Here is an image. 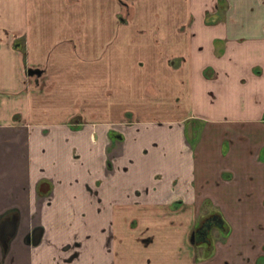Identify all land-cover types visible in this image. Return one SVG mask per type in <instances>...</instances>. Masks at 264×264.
I'll use <instances>...</instances> for the list:
<instances>
[{"label":"crops","instance_id":"obj_1","mask_svg":"<svg viewBox=\"0 0 264 264\" xmlns=\"http://www.w3.org/2000/svg\"><path fill=\"white\" fill-rule=\"evenodd\" d=\"M27 1L0 0V29ZM189 1L186 34H169L183 42L182 65L162 69L156 56L173 79L146 88L152 106L130 89L139 81L121 82L117 111L101 117L80 113L106 102L81 83L75 57L50 49L59 35L32 33L26 47L0 32V264H264V141L245 146L253 133L241 132L264 127V0ZM218 1L225 16L209 25L201 13H219ZM243 10L242 26L233 14ZM109 51V72L127 76L123 54ZM54 72L69 76L65 87L46 82ZM132 98L145 111L116 113ZM209 218L208 240L193 243Z\"/></svg>","mask_w":264,"mask_h":264},{"label":"rangeland","instance_id":"obj_2","mask_svg":"<svg viewBox=\"0 0 264 264\" xmlns=\"http://www.w3.org/2000/svg\"><path fill=\"white\" fill-rule=\"evenodd\" d=\"M143 1H145L147 5H143ZM153 1L28 0L24 6L25 8L17 18L16 22L18 23L15 26H7V28L1 27L0 32L4 36L7 35L6 38L7 40L9 38L10 44H12V41L16 40L17 42L23 38L22 40L24 42L22 44L26 47L28 46L27 36L32 33L40 38L44 36L45 38L50 37L54 40L59 35L64 41L58 40L57 44L54 43L56 45L53 44L50 49L55 50V46L58 45V50L61 49L65 53L69 52V56L75 57L76 59L74 62H80V69L78 67L76 71H80L79 78L81 83L87 88L93 84L92 89H94V87L97 88V93L102 94L105 100L104 102H106L103 105V103L100 104V101L97 100V105L93 108L88 105V101H85L84 104H79L80 106H77L80 108V113L86 116L88 111L91 110L93 114H99L98 116L101 117L100 115L109 114V110L107 109L110 106L113 107V111H117V109L114 108L117 107L119 102L112 100H115L117 97V99H120L122 95L121 82L123 83L122 85H128L127 83L137 81L142 83L140 84L137 82V85L133 87L130 85V89H133L134 94L140 89V93L142 94L139 95H146L147 99L144 98V102L152 106V103L148 100L150 93L146 88H153L152 82L156 87V84H159L165 79H173L170 75L158 74L156 64V56H158V54L159 56L163 55L158 59L162 69H169L171 66L179 67L182 65L181 56L184 55L182 51H180V45H182L183 42L180 43V41L176 40L178 36L172 38L171 35L170 38L169 34L179 35L180 37L186 34L185 31L188 27L185 23L192 18L190 7L188 8L191 1L171 0V2H175L169 5L170 8H168V6L166 7L168 4L163 2L164 0H160L163 2H161V4H156L158 0L153 4ZM218 5L221 8L219 13L214 11H204L201 13L200 17L205 18V23L215 25L217 21L222 20L225 16L223 10L227 9L226 1L222 4L219 2ZM164 7H166L167 12L162 10ZM243 11L244 12L240 14H238V12H234L233 14V22H240L242 26L246 25L248 22V14L245 10ZM226 14L230 13L226 10ZM174 18L175 20H173ZM193 18L195 17L193 16ZM19 19H22V22H20ZM176 19H179L176 27L167 25L166 30L168 32L165 33L162 26L167 23V21L174 24V22H177ZM29 20L33 22L34 26L32 29L29 23L25 26V21L29 22ZM233 22L231 24H233ZM4 29L5 33H3ZM231 30L233 34H238L239 31H242L241 37H245L248 34H244L248 31L247 27H241L240 30L232 27ZM67 38L70 40H67ZM91 50H94L93 54H91ZM109 50L114 51L117 59L120 53L123 54V62L119 61L118 64L122 67L124 65L126 66L123 70H127V76L120 72L119 66L116 67V71L114 70L112 73L109 72L112 69L107 64L108 60L103 59L108 56L107 53L110 52ZM236 51L241 57L246 56V52L243 48ZM51 60L52 59H49L46 62L47 71H52L53 66L51 64L53 60ZM244 65L247 66L248 63H244ZM61 69L66 68L61 67ZM68 77V75L54 72L49 75V81L44 79L46 82L55 84L60 78V84L58 85L65 87L64 82H67V80L64 81V78L67 79ZM108 81H112V84ZM176 81H179L178 78ZM89 82H91V84ZM171 83L173 84V82ZM178 84L181 85L180 83ZM72 85L73 84H71V86ZM98 89L101 91L98 92ZM143 89L148 90V93H146V90L143 91ZM82 94L86 95L84 92H82ZM130 95L133 96V93L130 92ZM134 98H136V96H134ZM134 98L130 99L128 106H119V110L116 113L120 112L121 114V111H123L122 114L129 112V115H131L140 110L145 111V108L142 109L136 105V100H133ZM163 103H166L167 107L171 110L172 107L169 104L170 101L168 98H166ZM183 103L185 104V100H183ZM82 105L83 107H81ZM162 107L167 108L165 106ZM182 108L186 110V108ZM147 109L149 108L147 107ZM114 112L113 114H116ZM171 112L174 114L173 110H171ZM152 114H154V111H152ZM77 116L82 118L79 115ZM74 124L77 126L80 123L77 122L76 119V123ZM192 125L194 128L199 127L196 123H192ZM189 126L188 124L187 128H189ZM243 127L241 132L251 131L253 133V135L248 137V140L243 141L245 146L246 144L251 145V137H255L254 140L256 144L260 141H264V127H260V125L255 123L244 125ZM174 129H176V127H174ZM149 144L147 140L144 146H149ZM176 145L184 148V144L180 143L178 140ZM185 150L186 148L182 149V152L184 153Z\"/></svg>","mask_w":264,"mask_h":264},{"label":"flooded vegetation","instance_id":"obj_3","mask_svg":"<svg viewBox=\"0 0 264 264\" xmlns=\"http://www.w3.org/2000/svg\"><path fill=\"white\" fill-rule=\"evenodd\" d=\"M217 220L218 219L215 218H209L199 225L191 236L192 242L195 244L206 243V240H208L207 234L209 233L211 226L217 223Z\"/></svg>","mask_w":264,"mask_h":264}]
</instances>
